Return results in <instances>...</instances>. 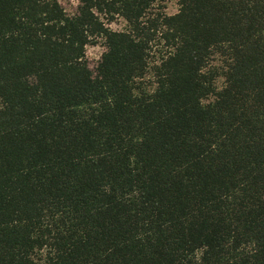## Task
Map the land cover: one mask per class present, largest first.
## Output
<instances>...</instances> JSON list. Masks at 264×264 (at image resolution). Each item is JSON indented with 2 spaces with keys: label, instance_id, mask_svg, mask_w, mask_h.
<instances>
[{
  "label": "trees",
  "instance_id": "16d2710c",
  "mask_svg": "<svg viewBox=\"0 0 264 264\" xmlns=\"http://www.w3.org/2000/svg\"><path fill=\"white\" fill-rule=\"evenodd\" d=\"M167 1L0 0V264H264V0Z\"/></svg>",
  "mask_w": 264,
  "mask_h": 264
},
{
  "label": "rangeland",
  "instance_id": "374dc122",
  "mask_svg": "<svg viewBox=\"0 0 264 264\" xmlns=\"http://www.w3.org/2000/svg\"><path fill=\"white\" fill-rule=\"evenodd\" d=\"M63 10L68 15L76 14L77 7L80 0H58ZM165 13L173 15L178 10L177 0H169L165 4ZM111 30L118 31L124 28V23L121 20H117L108 26ZM103 52V47L98 43L97 46H90L86 49V61L90 70H94L100 55Z\"/></svg>",
  "mask_w": 264,
  "mask_h": 264
}]
</instances>
